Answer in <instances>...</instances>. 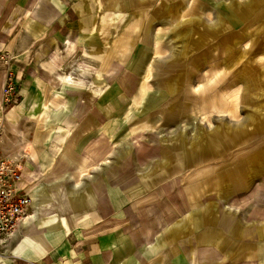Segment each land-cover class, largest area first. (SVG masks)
<instances>
[{
	"label": "crops",
	"instance_id": "obj_1",
	"mask_svg": "<svg viewBox=\"0 0 264 264\" xmlns=\"http://www.w3.org/2000/svg\"><path fill=\"white\" fill-rule=\"evenodd\" d=\"M186 1L204 3L202 0ZM253 1L256 3V18L249 22L245 12L234 9L227 1L212 0L210 3L233 30L245 26L244 30L256 31V40L251 38L250 41L255 40L256 61L262 63L264 0ZM136 2L0 0V50L10 46L9 39L17 37L19 32V40L14 39L12 43V52L34 60L39 68L42 64L49 65L58 80L65 79L71 85L76 81V72L67 73V67L75 65L77 69L82 60L89 61L90 58L97 61L101 57L114 59L121 54L116 53L119 45L126 50L123 56L133 58L140 50L137 43H141L140 53L147 57L143 58L151 56V60L145 61L149 75L152 58L155 57L150 48L155 45L148 26H156L160 22L139 23ZM158 9H163V5ZM209 20L212 19H205L207 23ZM165 23L174 24L169 20ZM138 25L142 28L140 33ZM240 34H237L236 42L245 45L246 40ZM142 66L140 64L139 68ZM257 66L262 77L256 81V86L260 83V87L256 88L262 92L264 63ZM133 79L130 76L125 80L127 93L135 87ZM139 82L140 87L137 85L133 93L141 89L142 83ZM148 84L147 80L140 101L142 104L148 94ZM231 91L236 92L235 101L229 104L238 106L241 88ZM79 96L76 99L64 96L57 99V94L46 99L47 104L74 109L71 115L64 118V122L70 124L69 131L65 132L58 125L48 136L52 137V149H77L81 143L84 145L87 142L85 138L90 136L89 133L94 134L101 129L100 109L95 113L94 102L87 104ZM260 97L264 101V92ZM115 103L108 102L113 106ZM88 110L91 114L86 118ZM78 130L81 134L77 133ZM99 139L81 154L84 161L80 165L75 157L56 151L54 155L58 161L51 175L46 176L42 166L31 174L44 185L36 191V185L31 187L32 209L10 244L11 256L0 258V264H264V198L258 196L263 192L256 190V208L244 215L218 203L199 199L195 185L191 182L182 185L177 177L160 190H153L157 179L148 174H135L130 163L100 169L102 162L99 160L108 157L112 150H105L103 142L99 146ZM203 142L189 145L185 136L178 144L185 150H200L205 149ZM45 149L48 147L45 146ZM184 157H188L185 163L190 161L189 155ZM67 174L70 180L66 181ZM261 176V165L258 164L256 172L254 170L251 175L246 173L233 187L241 188L244 183L242 178L255 180L257 184ZM151 179L155 182L150 183ZM72 183L76 187L74 192L69 186ZM221 188V195L228 192V187L222 185ZM42 190L53 199L52 202L44 200ZM218 198L222 199L221 196Z\"/></svg>",
	"mask_w": 264,
	"mask_h": 264
},
{
	"label": "rangeland",
	"instance_id": "obj_2",
	"mask_svg": "<svg viewBox=\"0 0 264 264\" xmlns=\"http://www.w3.org/2000/svg\"><path fill=\"white\" fill-rule=\"evenodd\" d=\"M202 1L204 3L137 0L139 23L160 22L148 26L156 46L150 48V53L155 54L150 76L145 61L151 60V56L143 58L141 43H137L140 50L133 58L123 56L126 50L119 45L116 53L121 54L114 59L101 57L97 61L90 58L89 61L82 60L77 69L75 65L67 67V73L76 72V81L68 85L65 79L58 80L57 75L52 74L49 65L42 64L39 68L34 60L12 52V43L14 39L19 40V32L17 37L9 39L10 46L0 50V152L22 163L29 186L38 183L31 174L40 166L46 176L52 174L57 161L56 151L75 157L80 165L84 161L81 154L94 140L101 138L98 145L103 142L105 150L112 151L107 154L106 163L100 158V169L127 162L135 174H148L157 179L153 190H160L177 177L182 185L194 184L199 199L244 215L255 210L256 190L263 192L258 196L264 198V101L260 97L264 91L256 88L260 87V83L256 86V81L262 77L257 65L264 62L256 61V31L244 30L245 26L233 30L214 11L212 0ZM224 1L245 12L248 22L256 18L255 1ZM162 5L163 9H158ZM205 19L212 20L207 23ZM166 20L174 24L167 25ZM140 31L142 28L138 25V33ZM238 33L246 40L245 45L237 44ZM251 38L255 40L250 41ZM2 55L6 58L1 59ZM109 60H112L111 64ZM140 64L143 66L139 68ZM130 76L136 81L133 90L137 89L139 80L141 84L148 76V94L143 104L133 100L138 96L137 90L126 92L125 80ZM236 87L241 88L238 106L229 104L235 101L236 92L231 90ZM57 94V99L62 96L76 99L80 94L84 102H94L95 113L100 109L101 129L89 133L90 136L85 138L87 142L77 149H52V137L48 136L58 125L68 132L70 124L64 122V118L74 111L73 107L47 104L46 99ZM114 101V106L108 104ZM90 114L91 110H88L85 117ZM183 122L190 124L179 127ZM77 133L81 134L80 130ZM185 136L189 145L204 141L205 149H183L178 143ZM127 140L131 147H122ZM35 149L38 153L34 156ZM115 149L131 150L120 153ZM184 155L190 156L189 162L185 163L188 157ZM258 164L262 176L257 184L253 174L254 181L242 178V187H233L246 173L256 172ZM154 182L150 180V183ZM252 182L253 187L246 185ZM222 185L228 187V194H220ZM42 194L44 200L52 202L44 191ZM9 256L10 245L9 252L0 258Z\"/></svg>",
	"mask_w": 264,
	"mask_h": 264
},
{
	"label": "built area",
	"instance_id": "obj_3",
	"mask_svg": "<svg viewBox=\"0 0 264 264\" xmlns=\"http://www.w3.org/2000/svg\"><path fill=\"white\" fill-rule=\"evenodd\" d=\"M5 58L2 55L1 59ZM24 172L21 162L0 152V255L9 252L10 242L33 203V191Z\"/></svg>",
	"mask_w": 264,
	"mask_h": 264
},
{
	"label": "bare ground",
	"instance_id": "obj_4",
	"mask_svg": "<svg viewBox=\"0 0 264 264\" xmlns=\"http://www.w3.org/2000/svg\"><path fill=\"white\" fill-rule=\"evenodd\" d=\"M149 76H150V74H149ZM147 80H148V76L147 77H145V79H143L142 81H141V83H142V87H141V90L138 92V96L136 97V98H134L133 100L134 101H137V103H139L140 101H141V97H142V95H143V93L145 92V90H146V83H147ZM23 107V106H22ZM24 111V110H23ZM21 113V112H20ZM1 120V119H0ZM196 122V121H195ZM194 123V122H193ZM193 123L191 124V125H193ZM189 122H183L182 124H181V127H187V126H189ZM193 130H195V128H194V125H193V128H192ZM128 142V143H127ZM129 142L130 141H126V142H124L123 143V145H122V147H125V148H130L131 147V145L129 144ZM125 143H127V144H125ZM120 144V143H119ZM129 149H118V152H120V153H122V152H125V151H128ZM34 156L38 153V151L35 149L34 151ZM58 158V157H57ZM107 158L108 157H105V159L103 160V162L104 163H106L107 162ZM109 160V159H108ZM57 161H58V159H57ZM57 161H56V163H57ZM54 163V162H53ZM56 163H55V165H56ZM54 167V166H53ZM52 167V168H53ZM100 170V169H99ZM43 173H45V170H44V172ZM37 178V177H36ZM65 180H70V177H69V175L67 174L66 175V177L64 178ZM38 180H40L39 178H38ZM41 185H44V183L43 182H40L39 181V183H37L36 184V188H35V190L34 191H36V190H38L39 189V187L41 186ZM70 186V188H71V190L74 192V191H76V187H73V186H75V184H70L69 185Z\"/></svg>",
	"mask_w": 264,
	"mask_h": 264
}]
</instances>
